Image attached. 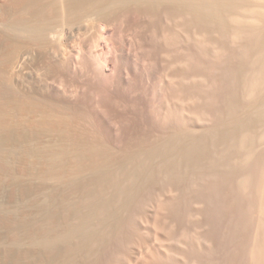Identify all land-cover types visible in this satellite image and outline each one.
<instances>
[{
    "label": "bare ground",
    "instance_id": "bare-ground-1",
    "mask_svg": "<svg viewBox=\"0 0 264 264\" xmlns=\"http://www.w3.org/2000/svg\"><path fill=\"white\" fill-rule=\"evenodd\" d=\"M0 179L29 210V264H74L103 224L136 239L144 206L173 230L144 232L145 263L224 264L195 216L224 193L241 234L249 191L246 259L231 226L222 242L264 264V0H0Z\"/></svg>",
    "mask_w": 264,
    "mask_h": 264
},
{
    "label": "rangeland",
    "instance_id": "rangeland-1",
    "mask_svg": "<svg viewBox=\"0 0 264 264\" xmlns=\"http://www.w3.org/2000/svg\"><path fill=\"white\" fill-rule=\"evenodd\" d=\"M226 86H229V85H226ZM227 88L230 89V87H227ZM229 89H227V90L229 91ZM227 90L225 89L226 92H228ZM250 193H251V194H250ZM222 194H224V193H222ZM222 194H218V196H217L215 193H214V195L211 193L210 196H212V197H213V196H214V197L217 196V199H218V197H220V198L224 197V196L221 197ZM246 194H247V193H246ZM249 194H250V196H253V194H252L251 191H249L248 195H249ZM215 195H216V196H215ZM224 195H225V194H224ZM248 195H244V194H243V196H245V197H241V199L243 198L242 201L245 202V203H243L242 201H240V203H239V207H242V209L240 208L241 211H242V213L240 214V211H238V218H239L240 215L243 214V215H242L243 217H241V216H240V217L242 218V220H243L244 217H245L244 220H246V222H245L244 220H243L244 223H243V221H240L241 218H240V219H237V220L235 221V225H236V223H237V224H239V227L241 226V227H240L241 229H238L239 227H238V225H237L238 232L240 231L239 233H241V234H237V233H236V235H234V234H235L234 231H233V228H234V227L231 226V225L234 226V223H232V224L230 225V223L232 222V219H229L230 216H229V215H226V212L228 213V212L230 211L229 209H227L228 206H226V205H228V202H226L227 199H225L226 196H225L224 198H222V202L224 201V202H223V205H224L225 202H226V204H225L224 206L221 205V203H220L221 200H219V199L217 200V199L214 198V197H213V198L215 199V202L217 201V202L220 203V204H218V203L215 204V202L213 201V198H212V200H211V202L213 201V202H212L213 204L210 202L212 205L209 204V201H210V200L207 201L208 204H209V205L207 206V211L209 212L208 208L210 207V208H211L210 211H211V210H212V211H215V212H216L215 215H217V213L219 212V213L221 214L220 216H219V213H218L217 216L213 215V216H214V217H213V216H210V214H208L207 212H206V213H207L209 216H208L207 214L205 215V213H203V212L205 211L206 207L203 206V205H204V204H203L202 206H203L205 209H204L203 207L200 208L201 210H202V209L204 210V211L202 210V211H203V212H202L203 214H202V215H201V214H198V215H199V216L197 215L198 217L195 216L197 219L200 220V222H197V220H195L196 218L191 219V222H190V221H187V222L189 223V225H192V226H189V228L197 225V224H196V225H195V224H194V225H193V224H190V223L193 222L192 220H194V222L196 221L197 223H199V225H202V224H206V225H208V226L204 225V226L207 227V228H206L207 231H209L211 228H212V229H211L210 231L215 230V231H212V234H215V235L218 236L219 238H220V236H221V238H220L221 240L218 239V237H215V239L218 241V243H220V242H219V240H220L221 243H222V244H220V245L223 246V247L220 246V248H221V249L223 248V249H222L223 251H224V249H225L224 252H223L221 249H219V253L224 254V255L221 254L222 256H224L223 258L225 259V262H224V259H221V262L223 261L224 264H225V263L228 264V260H230V259H229V254L232 253V251H233V248H231V247H233V246L227 245L228 242H230V241L228 240V238L232 237V239H233L234 236H235L237 239H238L239 237H243V238H242L243 240L240 238V239H241V240H240V243H241L242 245H239V246H240L241 248L239 247L240 249L237 248V250H238L239 254L242 255V258H245V259H246V257H243L245 254L243 255V254H241V253H245L246 250H244V249H243L244 247H242V246H243L244 243L246 242L245 240L247 239V237H249V236L251 235V234L249 233V231H250L249 229H250V228H249V226L247 225V223L249 222L248 219H249L250 214H249V210H246V207H245V206L247 205L246 202L248 203V200L250 199V198L248 197ZM13 196H14V195L11 193L8 184L2 182L1 179H0V264H29V263H28V262H29V260H28L29 258H28V255H26V254H27V249H28V248H27V239H26V222H27V214L29 213V210H27L26 207L23 206L21 203L19 204V202H20L19 200H21L20 198H19V200L17 199V200H18V202H17V200L15 199V197H16L17 195L14 196V197H13ZM17 198H18V197H17ZM251 198H253V197H251ZM210 199H211V198H210ZM223 199H224V200H223ZM245 199H246V200H245ZM247 199H248V200H247ZM244 200H245V201H244ZM250 200H252V199H250ZM250 200H249V203H250ZM207 202H206V203H207ZM206 203H205V205H206ZM249 203H248V204H249ZM214 204H215V206H213ZM240 204H242V205H240ZM245 204H246V205H245ZM210 205H211V206H210ZM216 205H217V206L219 205L220 208L217 207ZM243 205H245V206H243ZM198 206H200V205H198ZM212 206H213V207H212ZM222 206H223V207H222ZM117 207H118V206H117ZM144 207H146V206H144ZM144 207H143V210H141V208H140L141 212H139V213H140V214H141V213H145L144 216H142L143 218L141 217L143 220L140 218V219H141V222H143V223L145 224V225H144V228H145V229L143 228L144 230L142 231V229L140 230L139 228H134L133 231H135V229H137V230L139 231V233H140L139 236L142 235V234H141V232H142V233H143L142 236L145 237V238H143L142 236H141L142 238H140L139 236H136V237L134 236V237H135L136 239H138V240L134 239V237H133L134 240H131V239H132L131 237H130L131 239H130V238L128 239L127 236L125 235L126 233L124 234V232L121 231L120 228H117V227H116V228H115L116 230H115V229H113L114 225H113V227H110V225H109V227H110L111 229H109V228H108V229L105 228V229L109 230L108 233H111V234H108V233H107L109 236H110V235H113V236H111L112 238H111V237H110V238L108 237V240L110 239V241L107 242L106 238L104 237V234H105V236H107L106 232L104 231V230H105L104 227H103L104 224H103V225H100L102 228H101L100 226H98V227H100V228L102 229V231H101L100 228H99V229L96 228V229L99 230L98 234H99L100 236H101L100 231L102 232V235H103L104 238L102 237L101 240H102V239H105L107 243L105 242V240H103V241L99 242L98 245H96V244H94V243H95V241H96V243H98L97 240L99 241L100 237H99V239H97V240H96V238H95V239H94L95 241L92 240V241H91L92 243L89 242L90 246L88 245L89 247L87 246V248H86V249H88V248L91 247V249H92V251H91V249L89 250L90 253L88 252V254H86L87 256H86V255H85V256L82 255V254H83L82 252H83L84 250L80 249V253H82V254H78L79 250L77 251L76 256L78 255V257H76V259L78 258L79 261L77 260L76 262L79 263V264H89L90 262H91L90 264H105V263H104V259H105L104 257H106L107 255H109V256H112V255H113L111 252L108 253L107 251H108V250L110 251L111 248L115 246V244H114V243H115L114 239L118 236V237H119L118 239H120V240H121V238H122V240L125 239V240H123V241H124V242H127V247H126V243H125V247H126L125 250H126V251H125V250H124V252L122 251V249L124 248V245H123V248L120 250V252H121V253L123 252V254L120 255V254H121L120 252L118 253L120 256L117 255V254H115V255L117 256V261H116L117 264H125V262H126L127 264H129V263H131V264H136V263H137V264H147V262L145 263V261H148L149 257H148L145 253H146V250H148V248L146 247V244H147V243L144 244V243H145L144 240H145V239L147 240V235H146V234H148L149 232L152 233V231H153V230H152V226H154L155 224H156V225H159L161 222L163 223V221H162V219H159V216H160V215H159V216H155V213L153 214V212H152L153 210H152L151 207H150V208H147V207L144 208ZM191 207H192V206H191ZM214 207H215V208H214ZM221 207H222V209H221ZM239 207H238V208H239ZM247 207H248V205H247ZM113 208H116V207H112V209H113ZM189 208H190V207H189ZM194 208H196V209L198 208V209H199V207H194ZM218 208H219L220 211L223 212V213H221L220 211H218V210H219ZM223 208H224V209H223ZM243 208H244V209H243ZM116 209H117V208H116ZM196 209L193 210V208H190V210H193L192 212H194V213H195V210H196ZM198 209H197V210H198ZM200 209H199V210H200ZM217 209H218V210H217ZM225 209H227V210H225ZM247 209H248V208H247ZM122 210H123V209H122ZM122 210L118 208V212H117V210L115 211V209H114V211H113V210H111V211H112V212H115V214L117 215L120 211L122 212ZM124 210H125V209H124ZM124 210H123L122 214L119 213L118 215L121 214V215H123V217H124V216L126 215V211H127V210H126V211L124 212ZM137 210L139 211V209H137ZM144 210H145V211H144ZM197 210H196V211H197ZM216 210H217L218 212H217ZM228 210H229V211H228ZM186 211H188V210H186ZM224 211H225V212H224ZM243 211H244V213H243ZM199 212H200V211H199ZM209 213H211V212H209ZM224 213H225V214H224ZM124 214H125V215H124ZM187 214H188V212H187ZM211 214H213V213H211ZM228 214H229V213H228ZM239 214H240V215H239ZM246 214H248V215H246ZM67 215H68V214H67ZM67 215L65 214V216H67ZM118 215H117V216H118ZM244 215H245V216H244ZM69 216H70V214H69ZM207 216H208V217H207ZM224 216H225V217H224ZM228 216H229V217H228ZM67 217H68V216H67ZM67 217H64V219H66L65 222H67V223H68V222L70 223L69 220H71L72 223L76 220V218H74L72 215H71V217H68V219L70 218L69 220L67 219ZM72 217H73V219H75V220L71 219ZM120 217H121V216H120ZM123 217H122V218H123ZM157 217H158V218H157ZM210 217H213V218L211 219ZM218 217H219V218H218ZM227 217H228V218H227ZM246 217H247L248 219H246ZM144 218L146 219V221L144 220ZM155 218H156V219H155ZM160 218H162V217H160ZM201 218H202V220H201ZM204 218H206V219H205L206 221L204 220ZM214 218H217L216 221H214V220H215ZM222 218H223V219H222ZM236 218H237V216L235 217V219H236ZM210 219L212 220V223H213V224H212V223L209 224V222L211 221ZM221 219H222V220H221ZM228 219H229V220H228ZM72 220H73V221H72ZM186 220H187V218H186ZM186 220H184V221L186 222ZM199 220H198V221H199ZM217 220H218V222H217ZM227 220H228V221H227ZM230 220H231V222H230ZM238 220H239V221H238ZM247 220H248V222H247ZM77 221H78V220H76L75 223H77ZM138 221H140V220H138ZM153 221H154V223H153ZM159 221H160V222H159ZM202 221H203V222H202ZM224 221H225L226 223H225ZM65 222H64V223H65ZM146 222H147V223H146ZM187 222H186V224H184V225L186 226V229L188 228V223H187ZM194 222H193V223H194ZM196 222H195V223H196ZM204 222H205V223H204ZM220 222H221V223H220ZM229 222H230V223H229ZM233 222H234V219H233ZM240 222H242V223H240ZM152 223H153V224H152ZM157 223H159V224H157ZM168 223H171V222H166V224H165V222H164L163 224H160V225H164V227H163V226H162V227H159V228H162V229L164 228V229H165V230L163 229L164 231H163V230H160V229H157V231H158L157 234H159L160 237L162 236L163 238H164V237H165V238H166V237L168 238V237L170 236V232H173V230L170 229V224H169V226H168L169 228L167 227ZM207 223H208V224H207ZM215 223H216V224H215ZM218 223H220V224H218ZM245 223H246V225H245ZM94 224H95V223H94ZM150 224H151V226H150ZM214 224L216 225V227H215L216 229H215V228L213 229ZM221 224H222L224 227H225L226 225H228V226H226V227L224 228ZM63 225H64V224H63ZM133 225H134V224H133ZM148 225H149V226H148ZM165 225H166V227H167V230H166ZM199 225H198V226H199ZM211 225H212V226H211ZM217 225H218V226H217ZM242 225H244V226H242ZM95 226H96V225H95ZM104 226H105V225H104ZM210 226H211V228H210ZM230 226L232 227V229H231L232 231H231V232H232L233 234L230 233V231H229L230 228H231ZM245 226H247V227H245ZM52 227H53V226H52ZM105 227H106V226H105ZM134 227H137V226L134 225ZM200 227H201V228L198 227V228H196V229H201L200 231H201V233H202L203 227H202V226H200ZM218 227H219V229L221 228L220 231L217 230ZM227 227H228L229 229H227ZM242 227H243V229L245 230L244 232H243V230H242ZM147 228H148V229H147ZM171 228H172V227H171ZM189 228H188V229H189ZM194 228H195V227H193L192 229H194ZM209 228H210V229H209ZM246 228H249V229H246ZM118 229H119V230H118ZM188 229H187V230H188ZM190 229H191V228H190ZM190 229H189V230H190ZM192 229H191V230H192ZM208 229H209V230H208ZM223 229L228 230V231H224ZM98 230H96V231H98ZM107 230H106V231H107ZM114 230H115V231L118 230L119 232H114ZM137 230L135 231V232H136V235H138ZM168 230H169V231H168ZM170 230H171V231H170ZM216 230L220 232V236H219V232H217ZM221 230H222L223 232H222ZM241 230H242V232H241ZM246 230H247L248 232H247ZM103 231L105 232L104 234H103ZM140 231H141V232H140ZM148 231H149V232H148ZM162 231H163V232H162ZM166 231H167L168 233H167ZM193 231H194V230H193ZM203 231H204V230H203ZM120 232H121V233H120ZM135 232H133V233H135ZM144 232H148V233H144ZM159 232H160V233H159ZM197 232H199V230H198ZM213 232H214V233H213ZM226 232H228V233H226ZM236 232H237V231H236ZM116 233H117L118 235H117ZM122 233H123L124 235H123ZM164 233H165V234H169V236L165 235ZM223 233H224L225 235H224ZM229 233L232 234V236L228 235ZM248 233H249V236H248ZM160 234H161V235H160ZM217 234H218V235H217ZM221 234H223V236H222ZM226 234H227V235H226ZM122 235L124 236V238H123ZM133 235H134V234H133ZM133 235H132V236H133ZM145 235H146V236H145ZM233 235H234V236H233ZM237 235H239V237H237ZM241 235H242V236H241ZM246 235H247V236H246ZM120 236H122V237L120 238ZM225 236H226V238H225ZM229 236H230V237H229ZM125 237H126L128 240H127ZM137 237H139L140 239L137 238ZM162 237H161V238H162ZM223 237H224L225 239H224ZM235 237H234V238H235ZM165 238H164V239H165ZM112 239H113V240H112ZM142 239H144V240H142ZM232 239L230 238L231 241H232ZM115 240H117V238H116ZM120 240H117V241H120ZM122 240H121V241H122ZM126 240H127V241H126ZM129 240H131V241H130V242H131L130 244H128ZM140 240H142L143 242L140 241ZM165 240H166V239H165ZM165 240H164V244H166V246L169 244L168 246L171 247V244H170L171 241H170V240H169V241L166 240L167 242H165ZM222 240H223V241H225V240L227 241V240H228V241L226 242L227 244L224 243V242H222ZM76 241H78V240H76ZM76 241H74V242H76ZM134 241H135V242H134ZM238 241H239V240H238ZM244 241H245V242H244ZM74 242H73V245H74L75 247H73V248L77 249V248H76V245L79 244V243L76 242L77 244H75ZM78 242H80V241H78ZM102 242H103V243L105 242L106 245L103 244ZM112 242H113V243H112ZM124 242H123V244H124ZM136 242H137V243H136ZM146 242H147V241H146ZM169 242H170V243H169ZM242 242H244V243H242ZM100 243L104 246V249H103V247L100 248V247H101V244H100ZM120 243H121V242H120ZM132 243H133L134 245H133ZM135 243H136V244H135ZM141 243H142V245H141ZM230 243H231V242H230ZM91 244H92V245H91ZM109 244H110V245H109ZM117 244H118V243H117ZM117 244H116L115 247H117ZM131 244H132V245H131ZM225 244H226V245H225ZM94 245H95V246H94ZM128 245H129V247H128ZM98 246H99V247H98ZM131 246H132V247H131ZM134 246H135V247H134ZM138 246H139L140 248L137 250ZM229 246H230V248L232 249V251H231L230 248H229V249L227 248V247H229ZM77 247H78V245H77ZM97 247L100 248V250H99ZM106 247H108V248H106ZM130 247H131V248H130ZM143 247H144V248H143ZM224 247H225V248H224ZM95 248H96V249H95ZM129 248H130L131 250H130ZM142 248L144 249V251H142V250H143ZM234 248H235V247H234ZM107 249H108V250H107ZM115 249H116V248H114V249L111 250V251H114ZM128 249H129V250H128ZM132 249H133V250H132ZM245 249H246V248H245ZM103 250H105V251H104L105 254L107 253L106 255L103 253ZM134 250H135L136 252H135ZM234 250H235V249H234ZM239 250H240L241 252H240ZM101 251H102V252H101ZM127 251H128V252H127ZM137 251H140V252L142 251V254H141V253L138 254ZM221 251H222V252H221ZM227 251H228L229 253H228ZM230 251H231V252H230ZM243 251H244V252H243ZM91 252H93V253H91ZM100 252H101L102 255L104 256L103 258H102V255H101ZM233 252H237V251L235 250V251H233ZM94 253H95V254H94ZM113 253H114V252H113ZM124 253H125V255H124ZM131 253H133V254H131ZM136 253H137V254H136ZM219 253H218V254H219ZM226 253H228V254L226 255ZM92 254H94V256H93ZM110 254H112V255H110ZM129 254H130V255H129ZM236 254H237V253H235V255H236ZM98 255H99V256H98ZM115 255H114V256H115ZM123 255H124L125 257H124ZM132 255H134V256H132ZM230 255H233V253L230 254ZM50 256H52V255H50ZM114 256H113V258H114ZM116 256H115L114 259H116ZM126 256H128V257L130 256V257H129L130 259H129L128 257H126ZM136 256H137V257H136ZM144 256H145L146 258H143ZM219 256H220V254H219ZM79 257H80V258H79ZM90 257H91L92 259H91ZM99 257H100V258H99ZM107 257H108V256H107ZM118 257H119V258H118ZM141 257H142V258H141ZM220 257H221V256H220ZM230 257H231V256H230ZM238 257H239V255H238ZM49 258H50V257H49ZM52 258H53V257H52ZM52 258H51V259H52ZM89 258H90V259H89ZM93 258H95V259H93ZM131 258H132V259H131ZM147 258H148V259H147ZM226 258H227V259H226ZM231 258H232V257H231ZM242 258H240V260H242ZM51 259H50V260H51ZM101 259H102V260H101ZM125 259H126V260H125ZM140 259H141V260H140ZM237 259H239V258H237ZM245 259H243V260H245ZM82 260H83L84 262H83ZM86 260H87V261H86ZM95 260H96V261H95ZM100 260H101V263H100ZM129 260H130V261H129ZM139 260H140V261H139ZM143 260H144V261H143ZM149 260H150V259H149ZM240 260H239V263L241 262V264H243V263H242L243 260H242V261H240ZM141 261H143V262H141ZM226 261H227V262H226ZM230 261H232V260H230ZM234 261H236V259H234ZM234 261H232V262H230V263L232 264ZM237 261H238V260H237ZM76 262H75L74 264H76ZM80 262H81V263H80ZM86 262H87V263H86ZM95 262H96V263H95ZM120 262H121V263H120ZM128 262H129V263H128ZM243 262H245V261H243ZM51 263L53 264L54 262L51 260V262L49 261V264H51ZM230 263H229V264H230ZM235 263H236V262H235ZM235 263H233V264H235ZM237 263H238V262H237ZM237 263H236V264H237ZM30 264H31V262H30ZM69 264H70V263H69ZM220 264H221V263H220Z\"/></svg>",
    "mask_w": 264,
    "mask_h": 264
}]
</instances>
